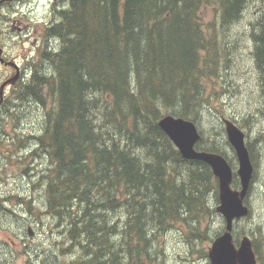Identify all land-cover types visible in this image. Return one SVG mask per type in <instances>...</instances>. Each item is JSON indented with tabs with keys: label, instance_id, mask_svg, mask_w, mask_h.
I'll list each match as a JSON object with an SVG mask.
<instances>
[{
	"label": "trees",
	"instance_id": "obj_1",
	"mask_svg": "<svg viewBox=\"0 0 264 264\" xmlns=\"http://www.w3.org/2000/svg\"><path fill=\"white\" fill-rule=\"evenodd\" d=\"M62 1L10 102L47 107L41 133L25 138L36 145L30 156L41 151L50 160L43 175L48 212L59 217L57 226L64 222L66 250L83 239L90 257L79 264H160L157 233L199 222L210 210L208 194L218 201V185L210 165L184 158L159 120L172 114L196 122L208 108L204 81L230 58L229 42L216 31L239 19L250 0ZM258 2L255 55L263 69L264 0ZM203 6H213L215 21L204 23ZM202 141L198 149L228 159L213 140ZM235 231L236 240L246 233ZM204 232L190 231L197 238Z\"/></svg>",
	"mask_w": 264,
	"mask_h": 264
},
{
	"label": "rangeland",
	"instance_id": "obj_2",
	"mask_svg": "<svg viewBox=\"0 0 264 264\" xmlns=\"http://www.w3.org/2000/svg\"><path fill=\"white\" fill-rule=\"evenodd\" d=\"M56 1L4 0L0 5V26L4 29L0 44L8 56L19 63L22 80L30 76V62L38 59V47L45 46L43 28L46 21H52L50 9ZM63 3L65 1L59 0L56 5ZM259 4L258 0H250L239 19L216 31L219 38L229 42L230 58L221 61L216 76L205 79L208 108H204L196 123L203 136L201 145L213 140L225 151L235 169L238 160L230 145L226 150L223 117L233 120L252 145L254 172L246 199L251 214L234 226L235 230L246 232L252 241L256 238L254 231L260 237L255 241L261 250L264 247V68L257 62L254 37L258 30L255 23L263 12ZM201 15L206 24L216 18L213 6H203ZM14 74L15 69L0 62V84ZM14 86L6 88L4 106L0 108V259L5 264H79L77 260L90 257L80 246L83 239L79 237L76 242H80L66 250L64 247L70 241L60 232L64 222L57 226L59 217L48 212L45 189L49 178L43 175L51 167L50 160L41 151L30 156L36 145L33 139L25 138L41 133L46 108L33 99L10 105ZM9 105L15 115L8 111ZM27 200L31 201V210ZM218 203L210 192L209 214H204L199 222L194 219L186 220L187 223L175 222L157 233L160 264H211L209 248L225 227V220L216 209ZM194 226L205 231V236H192L190 231ZM29 228L33 234L29 233ZM258 229L262 232H257ZM239 235L242 238L244 234ZM258 261L264 264V253L259 255Z\"/></svg>",
	"mask_w": 264,
	"mask_h": 264
},
{
	"label": "water",
	"instance_id": "obj_3",
	"mask_svg": "<svg viewBox=\"0 0 264 264\" xmlns=\"http://www.w3.org/2000/svg\"><path fill=\"white\" fill-rule=\"evenodd\" d=\"M3 1L0 0V5ZM2 54L3 48L0 47V61L5 62ZM6 63L15 67L16 73L0 85V105L3 102L5 87L14 84L20 77V67L16 61L10 60ZM224 123L228 140L235 148L239 160L237 172L241 179V189H234L231 186L233 169L224 155L196 149L201 133L194 121L172 114H166L159 120V126L172 140L181 155L188 160H200L209 164L219 180L220 204L217 206V211L224 216L226 228L214 239L209 248L211 264H257L250 237L245 235L237 247L232 234L234 220L246 217L250 211L244 200L250 187L254 167L245 143L244 131L230 119H224ZM29 233L33 234L31 228Z\"/></svg>",
	"mask_w": 264,
	"mask_h": 264
},
{
	"label": "flooded vegetation",
	"instance_id": "obj_4",
	"mask_svg": "<svg viewBox=\"0 0 264 264\" xmlns=\"http://www.w3.org/2000/svg\"><path fill=\"white\" fill-rule=\"evenodd\" d=\"M58 1H59V0H58ZM58 1L53 2V4L55 3V5H52V4H51L53 8H51L50 11H53V9H54V7L56 6V4H58ZM48 24H50V21H46L44 27L48 26ZM3 33H4V29L1 28V39H2V37H3ZM1 46L3 47L2 44H1ZM3 48H4V58H5V60L11 59V57L8 56V53H7L6 49H5V47H3ZM12 58H13V57H12ZM241 236H244V235H241ZM233 239H234V243L236 244V246H239V244H240V240H241V237H240L238 240H236V238H235V228H234V230H233ZM257 244H258L257 241H255V240L252 241V246H253V249H254V251H255L256 258H257V264H258V262H259V261H258L259 254H258L257 251H256V247H257L258 249H259V247H258Z\"/></svg>",
	"mask_w": 264,
	"mask_h": 264
},
{
	"label": "bare ground",
	"instance_id": "obj_5",
	"mask_svg": "<svg viewBox=\"0 0 264 264\" xmlns=\"http://www.w3.org/2000/svg\"><path fill=\"white\" fill-rule=\"evenodd\" d=\"M49 106H50V105H49ZM46 108H47V107H46ZM48 109H49V108H48ZM48 109H47V110H48Z\"/></svg>",
	"mask_w": 264,
	"mask_h": 264
}]
</instances>
